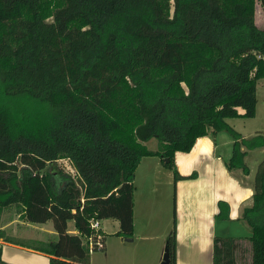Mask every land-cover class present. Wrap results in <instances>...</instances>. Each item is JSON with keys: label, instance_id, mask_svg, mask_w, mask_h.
Listing matches in <instances>:
<instances>
[{"label": "trees", "instance_id": "obj_1", "mask_svg": "<svg viewBox=\"0 0 264 264\" xmlns=\"http://www.w3.org/2000/svg\"><path fill=\"white\" fill-rule=\"evenodd\" d=\"M255 1L0 0V211L13 205L20 219L51 221L56 233L39 241L0 230V239L45 254L48 264H89L83 240L95 234L91 219H115L113 235L132 236L140 159L157 156L173 184L193 178L177 172L173 155L207 134L227 133L226 168L247 174V151L264 149V136L244 138L225 119L253 117L264 78ZM258 3L264 15V0ZM20 98L42 112L27 113ZM151 138L153 150L144 145ZM61 159L75 175L56 166ZM172 200L168 264L174 186ZM217 206L216 218L226 219L227 205ZM240 218L249 236H214L211 264H237L242 241L248 264H264V157ZM68 220L76 234L66 231ZM0 264H8L1 248Z\"/></svg>", "mask_w": 264, "mask_h": 264}, {"label": "crops", "instance_id": "obj_2", "mask_svg": "<svg viewBox=\"0 0 264 264\" xmlns=\"http://www.w3.org/2000/svg\"><path fill=\"white\" fill-rule=\"evenodd\" d=\"M258 8L261 13L260 17H262L260 21H263L262 24H264V15L261 12L258 0H256L254 4V20L257 26H261L256 23L255 12L258 11ZM238 112L241 113L242 110L238 109ZM146 142H144V145ZM231 143L232 140L230 138L218 132L196 138L188 152L176 151L173 155V162L177 172L183 176L192 172H195L196 175L193 178L177 180L174 184L172 173L170 175L167 174L168 177L166 176L165 172H163L165 168L162 160L157 156L142 157L135 168L134 177L138 172V187L141 189L146 187V185H160L163 183V179L166 180V183H172V188L174 186V264H211L212 239L216 236V228L219 227L221 230V236H226L227 234L225 229L218 226L219 223L239 224L238 219L241 216L242 209L251 204L253 181L249 178L250 168L246 165L247 174H243L237 169L228 170L226 168L225 163L230 157ZM257 149L260 159L264 156V149ZM251 151H247V155ZM259 159L255 160V162ZM149 190L147 193H151V189ZM218 201L227 205L226 219L216 218ZM4 214L9 215L5 216ZM141 214L151 213L147 211ZM102 221H105V224L102 228H99L103 233L104 251L107 250L106 245L109 244V242L106 243V234H109L110 239L118 246H123V242H131L133 240V235L129 237L130 241L113 235L118 228L117 220L106 218ZM106 221H110V227L107 231L105 225L108 222ZM46 222L34 223L37 228L27 226V221L20 219L19 211L13 205L0 211V230H3L5 235L14 238L29 237L39 241L56 239L52 223L45 226ZM17 225L25 228V232L21 233L15 227ZM168 230L162 234H157L153 231L142 229V225L138 224V239L150 241V239H156L157 235L161 236L164 234L160 244L161 247L164 244ZM66 231L70 234L77 233L71 220L66 222ZM135 231L136 225L134 218H132V233ZM145 244L146 242L144 244L138 243V246L132 247L133 254L138 257V264H159L162 249L158 250L156 244L153 249L148 250L144 247ZM108 247L111 249V245ZM0 248L1 259L8 264H48V257L45 254L31 248L4 242L2 239H0ZM110 252L112 253V250ZM116 253L118 261L115 264H121L123 262L122 253L118 248ZM129 260L135 259L130 257ZM89 264H92L91 261H89ZM102 264L105 263L103 262Z\"/></svg>", "mask_w": 264, "mask_h": 264}, {"label": "rangeland", "instance_id": "obj_3", "mask_svg": "<svg viewBox=\"0 0 264 264\" xmlns=\"http://www.w3.org/2000/svg\"><path fill=\"white\" fill-rule=\"evenodd\" d=\"M255 13H256V23L262 26L263 21H260L262 17H260L261 13L259 8L258 11H256ZM255 97H256V105H255V112L253 117H249V118L237 117V118L225 119V122L244 138H248L254 135L255 133H260L264 136V78L260 79L256 85ZM18 103L19 105L22 106L21 108H23L24 111L30 114L36 112H42L43 109V106L40 103L32 101L28 98H20L18 99ZM221 133L224 134L227 138H230V136L227 133L225 132H221ZM156 143H157L156 140L154 138H151L146 142L145 145L149 149H154ZM262 158L259 159L258 149H255L252 150L251 153H249L244 160L246 162V165L250 168L249 178H251L250 179L251 181H253L252 179L256 170V166ZM257 159L259 160L255 162V160ZM56 166L58 168H61L64 172L69 173L71 176L75 175L74 169L71 167L69 161L66 159L57 160ZM164 168L165 171L163 172H165L166 176L168 177V175L171 174V171H169L167 167ZM133 180H134L133 181L134 189H133L132 218H134V223L136 225V231L132 233L133 240L131 242H123L122 244L124 247L121 245L118 246L115 245L114 242L110 239L109 234H106L105 235L106 243L109 242V244L106 245L107 250L104 251L102 249V250H95L89 252V261H91L92 264H102L103 262L105 264L117 263L118 261L116 255L117 248L122 253L123 262H121V264H138V257H135L136 255L133 254L132 247L138 246V243L144 244L145 242L146 244L144 245V247L148 250L153 249L157 244L158 250L162 249L161 252V256H162L163 248L165 246V241L163 246L160 247V244L164 234L161 236L157 235L156 239H150V241H144L138 239L137 231H138V224H140L142 225V229L144 228L145 230H149L151 232L153 231L154 233L157 234L159 233L162 234L169 229L168 232L166 233V236L169 234L172 225V201H173L172 183L170 184L166 183V180L163 179V183H161L160 185L156 184V185L147 186L145 184L146 187L144 188L142 187L141 189L138 187V183H139L138 172ZM149 189H151V193H147ZM147 211H150L151 214H141L142 212L145 213ZM4 215L7 216L9 214H4ZM102 220L103 219H98L99 227L101 228L105 224V221L103 222ZM17 221L19 220L17 219ZM106 222H108L107 225H105L107 231L108 228L110 227V223H109L110 221H106ZM238 222L239 224L237 225H233V223L227 224L226 222H220L218 226H221L220 228H223L227 231L226 236H232V237L249 236V229L247 225L241 220V218L238 219ZM50 223H51L50 221H47L45 226H47ZM26 224H28L27 226L29 227L37 228V225H34V223L27 222ZM15 227L18 228V230L21 233L25 232L24 230L25 228H23L21 225L19 226L17 225ZM220 231L221 230L219 229V227H217L215 234L216 237H224L221 236L222 234H220ZM20 239L30 240L31 238L20 237ZM110 245H111V249H109L108 247ZM130 247L131 249H129ZM110 250H112V253L110 252ZM130 257H134L135 260H129ZM236 262L237 264H248L249 262L248 242L245 241L241 242V249L239 252L238 251L236 252Z\"/></svg>", "mask_w": 264, "mask_h": 264}, {"label": "built area", "instance_id": "obj_4", "mask_svg": "<svg viewBox=\"0 0 264 264\" xmlns=\"http://www.w3.org/2000/svg\"><path fill=\"white\" fill-rule=\"evenodd\" d=\"M90 228L95 232L94 236L83 240L86 242L88 249L91 250H102L103 249V238L102 235L98 232L99 222L97 219H91L89 221Z\"/></svg>", "mask_w": 264, "mask_h": 264}, {"label": "water", "instance_id": "obj_5", "mask_svg": "<svg viewBox=\"0 0 264 264\" xmlns=\"http://www.w3.org/2000/svg\"><path fill=\"white\" fill-rule=\"evenodd\" d=\"M163 161L166 162L167 159L164 158ZM124 240L130 241V238H125ZM168 262H169L168 248L166 246H164L163 253H162L161 260H160L159 264H168Z\"/></svg>", "mask_w": 264, "mask_h": 264}]
</instances>
